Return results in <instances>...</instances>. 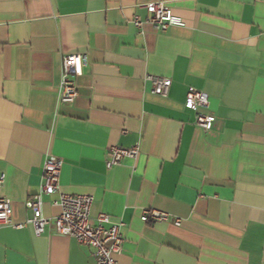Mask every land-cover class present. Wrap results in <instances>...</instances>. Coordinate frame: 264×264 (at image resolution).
<instances>
[{
    "label": "crops",
    "instance_id": "1",
    "mask_svg": "<svg viewBox=\"0 0 264 264\" xmlns=\"http://www.w3.org/2000/svg\"><path fill=\"white\" fill-rule=\"evenodd\" d=\"M152 2L185 26L136 29ZM70 55L77 97L63 105ZM147 76L170 80L167 94ZM190 89L206 110L184 106ZM195 112L214 118L207 131ZM135 145V159L106 167L109 148ZM48 156L62 162L59 193L91 197L93 222L121 225L118 264H264V0H0V198L13 224L31 217ZM57 199L42 196L44 217ZM147 210L171 220L143 222ZM0 264L95 263L51 226H6Z\"/></svg>",
    "mask_w": 264,
    "mask_h": 264
},
{
    "label": "built area",
    "instance_id": "2",
    "mask_svg": "<svg viewBox=\"0 0 264 264\" xmlns=\"http://www.w3.org/2000/svg\"><path fill=\"white\" fill-rule=\"evenodd\" d=\"M23 1V0H17ZM145 10V19L134 16L131 23L136 29L143 24H149L154 31L165 33L171 27H184L183 20L172 15L170 8L163 2H152L142 6ZM79 56H64L61 62V76L59 82V102L63 105L71 104L77 97L76 78L80 74ZM146 80L152 84V93L159 96L167 94L171 82L168 79L147 76ZM184 106L194 110H206L209 106V96L201 91L190 89L185 98ZM214 118L210 115L195 112L194 125L207 131ZM139 153L138 145L131 148L113 146L108 150L106 167L108 169L120 164L124 158L135 159ZM62 162L52 156L44 161L41 184L37 194L27 200L24 205L31 217L23 223L11 222V202L0 198V227H11L14 230L29 226L34 236L45 233L46 227L51 226L55 234L75 240L79 245L87 246L92 250L95 264H118L117 257L123 252V239L120 234L121 225L109 224V216L99 214L94 222L90 218L92 198L89 196H71L59 193V175ZM3 176H0V186ZM58 194V199L52 202L59 208L60 213L53 218L43 215L42 196ZM143 222H169L170 216L156 210H147L141 216ZM174 226L180 225L179 220H172Z\"/></svg>",
    "mask_w": 264,
    "mask_h": 264
}]
</instances>
